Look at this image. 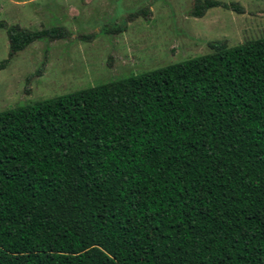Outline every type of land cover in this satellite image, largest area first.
Here are the masks:
<instances>
[{"label":"trees","instance_id":"trees-1","mask_svg":"<svg viewBox=\"0 0 264 264\" xmlns=\"http://www.w3.org/2000/svg\"><path fill=\"white\" fill-rule=\"evenodd\" d=\"M213 8L243 13L195 0L189 15ZM1 29L0 70L70 36ZM208 47L0 111V264H264V38Z\"/></svg>","mask_w":264,"mask_h":264},{"label":"rangeland","instance_id":"rangeland-1","mask_svg":"<svg viewBox=\"0 0 264 264\" xmlns=\"http://www.w3.org/2000/svg\"><path fill=\"white\" fill-rule=\"evenodd\" d=\"M194 1L0 0V21L8 25L57 26L70 34L31 44L0 70V111L200 57L210 52L209 42L234 47L264 38V0H219L239 5L243 13L213 8L202 18L189 15ZM121 26L125 31L106 32ZM82 35L94 37L81 41ZM8 52L1 29L0 63ZM40 67L42 75L27 84Z\"/></svg>","mask_w":264,"mask_h":264}]
</instances>
